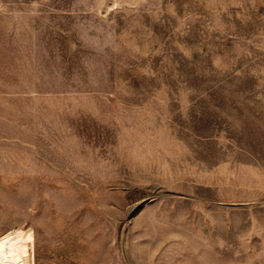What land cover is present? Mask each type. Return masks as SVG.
I'll return each instance as SVG.
<instances>
[{
    "label": "rangeland",
    "instance_id": "rangeland-1",
    "mask_svg": "<svg viewBox=\"0 0 264 264\" xmlns=\"http://www.w3.org/2000/svg\"><path fill=\"white\" fill-rule=\"evenodd\" d=\"M0 264H264V0H0Z\"/></svg>",
    "mask_w": 264,
    "mask_h": 264
}]
</instances>
